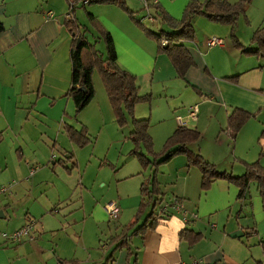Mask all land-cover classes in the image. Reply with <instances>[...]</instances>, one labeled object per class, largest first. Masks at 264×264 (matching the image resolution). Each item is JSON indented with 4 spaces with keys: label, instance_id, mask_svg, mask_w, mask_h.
Segmentation results:
<instances>
[{
    "label": "crops",
    "instance_id": "1",
    "mask_svg": "<svg viewBox=\"0 0 264 264\" xmlns=\"http://www.w3.org/2000/svg\"><path fill=\"white\" fill-rule=\"evenodd\" d=\"M156 1L173 18L181 16V9L173 7L179 0ZM248 4L245 17L237 19L236 31L245 21L249 37L236 36L245 48L249 45L246 49L254 50L250 39L264 21L252 24ZM77 5L110 34L117 64L136 77L141 94L150 95L149 102L135 106L134 114L149 119L155 146L164 145L180 126L177 116L185 117L190 106L198 105L196 119L185 124L200 133L192 149L234 175L244 172V163L258 161L264 167V60L234 45L230 25L203 15L192 18L198 28L185 46L194 65L180 79L154 39L136 26L137 8L125 1L134 12L133 20L110 1L83 4L79 0ZM69 6L70 0H0V264H60L59 260L101 264L109 254L111 264L134 260L138 264H264L263 198L256 184H250L242 198L239 188L224 179L203 189L201 170L190 165L184 154L157 168L161 202L154 209L155 223L142 233L131 235L130 230L127 244L111 253L115 244L111 237L135 219L140 185L152 170L139 163L124 166L120 156H125L128 136L115 122L96 69L94 97L83 110L75 114L72 99L65 96L74 37L67 22L78 25L75 8L70 12ZM69 12L72 18L66 19ZM159 23L158 32L171 30ZM78 27L89 40L88 28ZM211 36L223 38L224 47H208L206 39ZM236 108L252 116L233 134L227 120ZM82 126L88 143L79 146L68 130L79 131ZM99 139L108 143L106 152L98 151ZM119 141V156L112 159L110 149ZM112 187L115 192L109 194ZM112 200L120 206L115 220L104 211ZM148 208L138 223L150 212ZM24 225L31 227L28 235L8 238Z\"/></svg>",
    "mask_w": 264,
    "mask_h": 264
},
{
    "label": "trees",
    "instance_id": "2",
    "mask_svg": "<svg viewBox=\"0 0 264 264\" xmlns=\"http://www.w3.org/2000/svg\"><path fill=\"white\" fill-rule=\"evenodd\" d=\"M71 1L74 3L71 9V12H73L75 4L79 0ZM108 1L89 0V2ZM248 2L249 0H240L236 3H230L227 0H206L200 3L196 0H190L179 19L170 16L157 2L151 6L154 19H159L171 28L170 31L160 30L159 32H152L146 29L140 24L142 21L134 19V12L126 7L125 2L113 3L118 4L133 20H136L135 22L144 29L148 36H153L156 39L159 51L168 56L178 77L183 79L188 68L194 65V60L186 49L185 42L194 40L196 36L192 24V18L195 15H203L211 21L230 25V36L236 47L241 48L245 53H254L264 57V26L257 28L252 34L250 43L255 45L254 50L246 49L236 36L237 19L245 13ZM88 19L90 23H93L94 18L91 14H88ZM67 24L74 37L70 50V86L65 96L72 99L75 106V114L83 110L94 97L92 73L96 69L103 82L116 124L122 127L130 123L131 130L128 134V139L134 144L130 154L137 158L143 169L151 168L152 170L148 179L140 185L141 199L135 219L123 226L119 234L111 237L115 243L111 253L125 246L131 235L142 233L155 223L156 213L154 209L161 202L157 183V168L178 154L186 155L188 163L197 166L201 170V187L203 189L208 188L211 182L216 179H224L239 188L238 198H242L248 191L250 184L255 183L257 191L263 198L264 211V167L258 161L244 163V172L239 175L217 169L215 164L208 162L198 151L192 149L191 145L200 139V133L195 127L178 126L166 139L162 150L154 152L152 149L153 141L148 132L149 119H139L134 115L135 106L138 103L149 102L150 95L141 94L136 83V77L117 64L116 52L110 34L107 31L100 30V33L103 31L102 36L106 45L104 56L95 48L93 43L89 42L84 32H80L76 22L70 20ZM0 30H2L1 24ZM78 39L80 40L79 42H77ZM162 39H165V44H162ZM251 116L252 114L249 112L236 108L228 117L227 128L235 134ZM68 135L79 146H84L88 143V132L84 126L79 131L70 128ZM147 207H150V212L145 216L142 223L138 224L140 215ZM130 230L132 233L128 235ZM188 234L189 232H187ZM198 238L199 235L194 237L196 240ZM73 261L59 260L60 264H72ZM111 261L112 254H109L107 259L101 264H111ZM130 264L138 263L134 260Z\"/></svg>",
    "mask_w": 264,
    "mask_h": 264
},
{
    "label": "rangeland",
    "instance_id": "3",
    "mask_svg": "<svg viewBox=\"0 0 264 264\" xmlns=\"http://www.w3.org/2000/svg\"><path fill=\"white\" fill-rule=\"evenodd\" d=\"M186 1H188V0H186ZM186 1L184 2V0H179V1L175 2L174 5H173L174 9H179V10L181 9V16L183 14V11L185 9V6L189 2L188 1L186 3ZM183 2H184V4L181 5ZM140 4L141 3L138 2V1H133V0H127L126 1V5L127 6H129L131 8H137L135 10H136V12L138 13V15L140 17L139 18L140 21H142V23L140 22V24H142L148 30H151V31H154V32H158V29H156V27H157V25H158V27H160L159 26V24H160L159 21L160 20L159 19H156L155 22L154 21L151 22V21H149L147 19H141V18H143L145 16V11L142 9V6ZM247 13L249 14V16L251 18L252 24H256V23L263 22L264 21V0H251V2L248 4ZM75 16H76L78 25H80L82 28L84 27L83 29L88 28V30H86V29L85 30L87 31V33H90V35H89V37H90L89 40L90 41L89 42L93 43L96 46V48L102 53V55L105 56V53H106L105 41H104V38H103L102 34L100 33V30L102 29V25L100 24V22L97 19H95V21H93V23H89L90 21L88 19L87 11L81 5H77L76 6V8H75ZM181 16L179 18H181ZM199 17L203 18V16H201V15ZM241 17L242 18L245 17V14L242 15ZM179 18H176V19H179ZM246 25L247 24L244 21L243 25L242 24L240 25L239 31H236V33H238L240 39H243V40H246L249 37V32H248L249 31L248 30L249 28L246 27ZM136 26H138L139 29L142 32H144V34L147 37H150V36H148L146 34V32L144 31V29L139 24L136 25ZM196 26L197 25H195V27H194L195 30H196ZM197 28H198V26H197ZM236 30H237V28H236ZM150 38L154 39V41L157 43L156 39L153 36L150 37ZM248 46L249 45H246V48ZM246 54H248V53H246ZM255 55H257V54H255ZM255 57L257 59H260V60L263 59L264 60V58H262V56H260V55H257ZM127 125H130V123L129 124H125L122 127L117 125L118 128H120V129L123 128V130L125 132V136H128V134H129L128 133V130H127ZM153 127H154V125H151L150 128L153 129ZM93 140H94V137H93ZM121 142L122 141H119L117 144H115V147H113L112 149H110V154H109L110 158L116 159L119 156V152H120V148H121ZM126 142H128V144L124 148V151H123V154L125 156H120L123 159V162L125 163L124 166L131 165L132 163L133 164H136V165H137V163L140 164V162L137 160V158L134 155L130 154V150L133 148L134 144L129 139ZM106 145H108V143H104L102 140L99 139V143H98L99 149H98V151H100V152H104L105 151L106 152V149H105V146ZM162 148H163V144H161V142L157 146H155L154 145V142H153L152 149H153L154 152H160L162 150ZM131 157H133V158H131ZM125 159H126L127 162H125ZM123 162H121V164ZM62 165L64 166V164H58L57 163L56 164V167H62L63 168ZM68 165H70V164H68ZM252 184L253 183H251V185ZM113 192H115V189L112 187V189L109 190V194H111ZM149 211H150V207L147 209V213ZM110 223L113 224V223H116V222L113 221V222H110ZM140 223L141 222H139L138 224H140Z\"/></svg>",
    "mask_w": 264,
    "mask_h": 264
},
{
    "label": "built area",
    "instance_id": "4",
    "mask_svg": "<svg viewBox=\"0 0 264 264\" xmlns=\"http://www.w3.org/2000/svg\"><path fill=\"white\" fill-rule=\"evenodd\" d=\"M83 4H86L87 2H89V0H80ZM111 2H125L127 0H109ZM134 1H138L141 3L142 9L145 11V16L142 19H147L151 22L154 21V17L151 11V6L155 3H157L156 0H134ZM74 3L70 2V12L71 9L73 8ZM67 13L65 15L66 19H71V13ZM166 41L165 39H162V44H165ZM206 45L208 47H213V46H220V47H224V39L221 37H217V36H211L209 38L206 39ZM197 112H198V105H192L187 109V115L185 117L183 116H177L176 120L178 121V123L180 124V126H185V124L188 121H193L196 119L197 117ZM31 174L33 173L30 172ZM7 189L2 190V192H6ZM177 205V204H176ZM104 211L108 217L109 220H115L118 218L119 214H120V206L119 204L112 200L109 201L105 204L104 206ZM30 226L29 225H24L23 227L17 229L16 231H14L13 233H11L8 238H11L12 240H17L19 238H21L22 236H26L29 234L30 231ZM190 264H198V261H194Z\"/></svg>",
    "mask_w": 264,
    "mask_h": 264
},
{
    "label": "water",
    "instance_id": "5",
    "mask_svg": "<svg viewBox=\"0 0 264 264\" xmlns=\"http://www.w3.org/2000/svg\"><path fill=\"white\" fill-rule=\"evenodd\" d=\"M79 41H80V40L78 39L77 42H79ZM2 214H3V213H2V211L0 210V215L2 216Z\"/></svg>",
    "mask_w": 264,
    "mask_h": 264
}]
</instances>
